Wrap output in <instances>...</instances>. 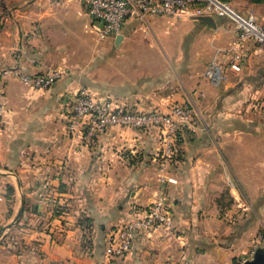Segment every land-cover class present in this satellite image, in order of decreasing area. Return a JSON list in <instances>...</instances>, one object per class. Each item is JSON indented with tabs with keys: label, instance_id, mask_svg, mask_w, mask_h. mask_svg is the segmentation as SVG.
Masks as SVG:
<instances>
[{
	"label": "crops",
	"instance_id": "crops-1",
	"mask_svg": "<svg viewBox=\"0 0 264 264\" xmlns=\"http://www.w3.org/2000/svg\"><path fill=\"white\" fill-rule=\"evenodd\" d=\"M7 2L24 5L10 12L19 24L13 42L2 43L4 59L9 50L18 55L2 88L0 213L13 217L25 195L77 196L83 208L100 213L102 231L112 225L107 236L155 198L162 169L177 180L165 185L171 229L137 235L128 253L105 263L264 264V240L256 239L264 224V46L246 41L242 69L233 72L225 49L235 29L225 17L213 16V26L199 19L129 18L119 39H98L76 0ZM244 10L264 23V2L247 1ZM214 57L222 67L218 83L204 75ZM54 67L68 74L47 89L26 86L14 75ZM80 83L138 110L167 112L190 100L197 124L180 131L178 153L167 160L157 155L156 128L111 126L86 143L66 129ZM8 187L15 204L1 200ZM41 241L44 264H93L102 256V240L93 260L47 233Z\"/></svg>",
	"mask_w": 264,
	"mask_h": 264
},
{
	"label": "built area",
	"instance_id": "built-area-1",
	"mask_svg": "<svg viewBox=\"0 0 264 264\" xmlns=\"http://www.w3.org/2000/svg\"><path fill=\"white\" fill-rule=\"evenodd\" d=\"M84 7L92 24L96 25L98 39L117 36L125 20L129 18L146 21L153 17L171 19H198L201 16L225 17L234 24V40L225 49L228 68L233 72L242 69L244 55L242 45L250 40L264 46V23L259 22L251 11H241L226 0H76ZM65 71L55 68L41 73H19V81L31 88L47 89L64 77ZM205 77L212 83L222 78V67L214 57L207 65ZM5 103L0 101V126L3 123ZM67 130L86 143L111 126L130 127L139 130L156 128L160 135L157 155L162 160L175 156L177 131L186 126L193 129L197 124V111L190 100L173 103L167 112L158 109L138 110L126 106L111 96H96L87 87L81 86L69 103ZM159 191L144 208L135 211L127 221L116 225L107 235V257H122L131 250L134 238L148 235L157 229H171L170 205L165 185L177 180L160 169ZM257 241L264 240V224L258 231ZM255 247V246H253ZM254 248L241 258L245 263ZM193 264V263H192Z\"/></svg>",
	"mask_w": 264,
	"mask_h": 264
},
{
	"label": "rangeland",
	"instance_id": "rangeland-1",
	"mask_svg": "<svg viewBox=\"0 0 264 264\" xmlns=\"http://www.w3.org/2000/svg\"><path fill=\"white\" fill-rule=\"evenodd\" d=\"M7 1L8 0H0V101L4 103L6 101V94L2 90L3 81L6 77L13 75L11 65L18 53L16 50H9L6 54L7 59H4L3 57H5V55L2 51V43L13 42L9 37H11L12 33L16 32V27H18L19 24L17 20L11 18L10 12L13 11L14 8H21L24 5L10 4ZM229 1L235 8L245 11L244 6L247 5L248 0ZM5 33L10 34H8L7 38H2V34ZM14 42H16V40H14ZM97 43H95V45ZM55 68L61 69L59 67L51 69ZM61 70H64L66 73L64 77L67 76V68ZM14 75L18 79V74L14 73ZM58 81H56V83ZM80 85L88 87L85 83H80ZM1 128L2 125L0 126V129ZM48 186L49 184H46L44 192ZM48 190H50V188ZM10 194L11 191L9 195L7 194L8 197L5 199L1 198L3 203L4 201L12 204L17 202V199H15L16 196H11ZM78 199L79 197L77 196L69 195H25L22 200L23 211L10 227L7 226L13 221L16 214L8 219L9 212L6 214L0 213V264H44V250L39 244L42 243L41 240L45 238L46 233L51 236L55 243L65 241H67L69 245L73 243L75 247H73L72 250L75 251V253L79 255L86 254L87 257L90 256L91 260H93L95 255V253L92 252L93 248L99 245V240H102L101 244L103 245L104 252L102 250L99 254L103 257H98L97 261L93 264H109L105 263L107 259L109 262L115 257H107L105 254L107 240L105 234L112 225L108 226L107 230H105L106 232L102 231L101 225H105V223L102 224L103 220L100 213H94L83 208V204H80ZM35 204L37 205V209H35ZM48 264L50 263L48 262ZM72 264H87V262H85V260L79 262L74 260Z\"/></svg>",
	"mask_w": 264,
	"mask_h": 264
},
{
	"label": "water",
	"instance_id": "water-1",
	"mask_svg": "<svg viewBox=\"0 0 264 264\" xmlns=\"http://www.w3.org/2000/svg\"><path fill=\"white\" fill-rule=\"evenodd\" d=\"M198 19L201 20V21H203V22H205V23H207V24H209V25H212V26L214 25V23H213V21H212V17H209V16H201V17H199ZM117 38H118V39L120 38L119 35L117 36ZM22 211H23V201H22V203H21V205H20V207H19V209H18V211H17V213H16V215H15L13 221H12L7 227H10L11 225L14 224V222H15V221L18 219V217L21 215Z\"/></svg>",
	"mask_w": 264,
	"mask_h": 264
},
{
	"label": "trees",
	"instance_id": "trees-1",
	"mask_svg": "<svg viewBox=\"0 0 264 264\" xmlns=\"http://www.w3.org/2000/svg\"><path fill=\"white\" fill-rule=\"evenodd\" d=\"M226 1H229V0H226ZM249 2L251 3H263L264 0H248ZM230 2V1H229ZM189 128L186 127V126H182L178 131H177V135H176V144H177V151L176 153H178V134L180 133V131H183V130H188ZM9 191L12 192V188L11 187H8Z\"/></svg>",
	"mask_w": 264,
	"mask_h": 264
}]
</instances>
